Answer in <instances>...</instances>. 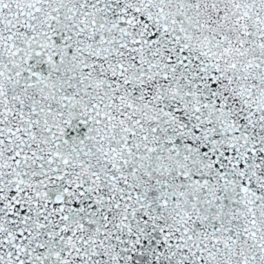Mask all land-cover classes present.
Returning <instances> with one entry per match:
<instances>
[{
	"label": "snow or ice",
	"instance_id": "snow-or-ice-1",
	"mask_svg": "<svg viewBox=\"0 0 264 264\" xmlns=\"http://www.w3.org/2000/svg\"><path fill=\"white\" fill-rule=\"evenodd\" d=\"M0 264H264V0H0Z\"/></svg>",
	"mask_w": 264,
	"mask_h": 264
}]
</instances>
